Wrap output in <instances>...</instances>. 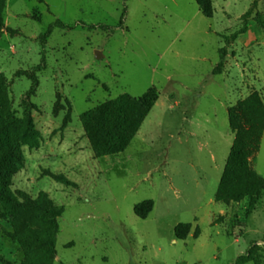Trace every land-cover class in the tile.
I'll return each instance as SVG.
<instances>
[{"label":"rangeland","instance_id":"obj_1","mask_svg":"<svg viewBox=\"0 0 264 264\" xmlns=\"http://www.w3.org/2000/svg\"><path fill=\"white\" fill-rule=\"evenodd\" d=\"M210 1L211 17L196 0H6L0 74L18 122L0 116V159L17 147L24 165L0 198L24 192L34 204L21 199L12 214L0 201V264H237L264 248V192L252 212L247 197L217 200L235 139L229 108L253 93L264 103V0ZM21 70L37 74L31 98ZM151 88L158 101L127 149L97 157L83 113ZM250 164L264 178V134ZM45 195L64 208L54 221L41 218ZM28 225L55 235L52 262L13 236Z\"/></svg>","mask_w":264,"mask_h":264},{"label":"trees","instance_id":"obj_2","mask_svg":"<svg viewBox=\"0 0 264 264\" xmlns=\"http://www.w3.org/2000/svg\"><path fill=\"white\" fill-rule=\"evenodd\" d=\"M196 1L205 16L211 17L213 15L210 0ZM5 6L6 0H0V36L5 29L11 30L5 26L4 22L3 11ZM251 12V9L247 11L244 18L250 17ZM123 20L124 17L121 24H123ZM255 20L257 24L264 28V14L256 15ZM57 24L64 25L60 21ZM51 30L52 28H49L47 33L42 36L43 39L50 34ZM246 31L247 25L238 33H235L234 38L239 33ZM224 52L225 49H221V61L215 68V73H219L223 66ZM21 75H25L33 81L32 87L28 92V98H31L39 85L37 74L34 71L27 70H21L16 73V76ZM9 88L10 81L4 74H0V116L5 119L7 125L14 127L18 121L9 110ZM157 101L158 93L154 88H151L142 97L123 94L83 113L82 122L86 135L91 140L95 155L97 157L111 156L125 151ZM30 105L32 106V104ZM228 112L230 127L235 133V139L217 193V200L229 203L232 201L239 202L247 197L249 199L248 208L252 212L264 192V178L250 164V159L259 150L264 134V103L257 93H253L239 101L235 106L230 107ZM22 122L24 127L23 135L34 140L33 133L36 132V127L31 115L29 114L26 118H23ZM32 147H36V145L34 144ZM18 152L17 147H13L5 152L0 159V191H4L5 188L11 185L13 175L24 165V159ZM51 175L58 181L70 183L62 175L54 173H51ZM2 194L0 201L12 214L17 212V205L21 204V199L28 200L29 203L34 204V201L24 192H19L18 197L7 193ZM44 199V204L39 206L41 218L46 221H54L64 213V208L54 203L48 195H45ZM175 232L179 239L183 238L179 226H177ZM13 236L15 238L23 237L31 241L36 249L45 254L51 262L57 255L54 234L40 232L33 226L28 225L22 232L15 233ZM262 250L264 248L258 243L253 244L246 254L238 258L237 264H244L250 261L255 264H264L261 255ZM1 260L5 263L7 262L4 259Z\"/></svg>","mask_w":264,"mask_h":264},{"label":"water","instance_id":"obj_3","mask_svg":"<svg viewBox=\"0 0 264 264\" xmlns=\"http://www.w3.org/2000/svg\"><path fill=\"white\" fill-rule=\"evenodd\" d=\"M98 57H100V55H98Z\"/></svg>","mask_w":264,"mask_h":264}]
</instances>
